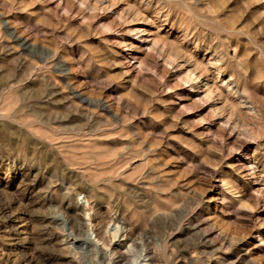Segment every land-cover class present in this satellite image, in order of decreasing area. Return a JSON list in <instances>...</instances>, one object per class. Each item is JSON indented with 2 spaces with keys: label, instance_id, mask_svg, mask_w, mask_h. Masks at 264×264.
Masks as SVG:
<instances>
[{
  "label": "rangeland",
  "instance_id": "obj_1",
  "mask_svg": "<svg viewBox=\"0 0 264 264\" xmlns=\"http://www.w3.org/2000/svg\"><path fill=\"white\" fill-rule=\"evenodd\" d=\"M0 264H264V0H0Z\"/></svg>",
  "mask_w": 264,
  "mask_h": 264
},
{
  "label": "bare ground",
  "instance_id": "obj_2",
  "mask_svg": "<svg viewBox=\"0 0 264 264\" xmlns=\"http://www.w3.org/2000/svg\"><path fill=\"white\" fill-rule=\"evenodd\" d=\"M220 58V57H219ZM217 59V58H216ZM215 60V59H214ZM218 60H220V59H218ZM221 61V60H220ZM219 61V62H220ZM215 69L217 70V74L215 75L216 77H218V73L221 71L220 69H219V67H215ZM196 70V69H195ZM193 74V73H192ZM220 81L222 82V85L223 86H225V88H226V90H227V93H229V96L231 95L232 97H234V95L236 94V100H238L237 101V103L238 102H240V103H246V102H243L242 100H241V98H242V96H241V94H239V91H238V89H237V86L231 81V80H229V79H227V80H223L222 78L220 79ZM230 96V97H231ZM234 102V101H233ZM77 207V206H76ZM92 243L94 242V241H91ZM96 243V242H95ZM95 243H93V244H95Z\"/></svg>",
  "mask_w": 264,
  "mask_h": 264
}]
</instances>
